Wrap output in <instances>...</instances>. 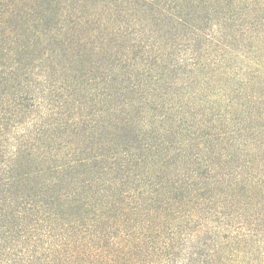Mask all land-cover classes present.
Returning a JSON list of instances; mask_svg holds the SVG:
<instances>
[{
    "label": "trees",
    "instance_id": "1",
    "mask_svg": "<svg viewBox=\"0 0 264 264\" xmlns=\"http://www.w3.org/2000/svg\"><path fill=\"white\" fill-rule=\"evenodd\" d=\"M206 1L177 17L192 34L174 43L202 53L181 66L161 50L143 70L125 54L121 94L89 101L99 128L65 132L77 141L49 128L48 144L0 133V264H264V0ZM10 33L0 31V86L28 93L50 47ZM198 79L204 94H170Z\"/></svg>",
    "mask_w": 264,
    "mask_h": 264
},
{
    "label": "rangeland",
    "instance_id": "2",
    "mask_svg": "<svg viewBox=\"0 0 264 264\" xmlns=\"http://www.w3.org/2000/svg\"><path fill=\"white\" fill-rule=\"evenodd\" d=\"M196 2L202 0L0 1V31L10 30L11 35L26 32L34 39L33 46L50 47L47 60L35 61V73H41V76L34 74L32 77V71L28 75L32 78L29 86L33 90H27L26 93L19 91L21 86H18L13 91L19 94H6L11 93L9 90L15 85L14 82L5 85L8 89L0 86V93H5L0 94V133L3 138L14 142L15 138L24 136L23 132L28 130L33 137L38 136L37 143L48 144L51 141L47 139L48 135L44 138V132L49 128H58L62 131L58 137H63V141H77L78 137L65 135V132L74 127H87L88 130L99 128L92 120L96 111L89 101L94 96L99 101L111 91L116 98L121 94L117 89L127 75L122 68L134 61L128 60L125 54L135 51L138 59L145 60V66L140 68L143 70L147 64L156 67L154 58L161 50L172 61V53L178 54L181 66L191 62L189 58L193 56L192 53H202L195 40L189 43L182 41L187 46L181 52L174 51V43L180 42L185 33L188 32V36L192 34L190 28L179 23L177 17H189L187 8L194 10L191 5ZM206 6L192 12L194 18L200 19L206 15ZM27 9L29 12H26ZM164 16L166 21L163 20ZM2 18L4 22H1ZM159 35H165L169 43L159 39ZM77 38L84 42L91 41L93 45L85 49L75 46ZM150 44L154 46L150 54L144 53ZM202 47L205 48L204 45ZM90 48L96 53L89 51ZM214 48L216 46L210 49ZM104 68L109 72L104 71ZM144 76L147 78V73ZM144 76L141 75L143 80ZM132 77L138 80L140 75L132 73ZM200 83L201 79L191 84L180 82V85L170 90V94H204L205 86L197 89ZM17 96L19 100L23 97L28 99L14 101L13 98ZM102 103L100 101L96 106L98 110Z\"/></svg>",
    "mask_w": 264,
    "mask_h": 264
}]
</instances>
